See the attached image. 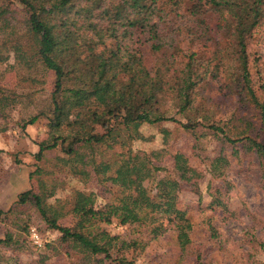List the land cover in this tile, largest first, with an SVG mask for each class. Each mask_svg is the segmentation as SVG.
Wrapping results in <instances>:
<instances>
[{
	"label": "trees",
	"instance_id": "16d2710c",
	"mask_svg": "<svg viewBox=\"0 0 264 264\" xmlns=\"http://www.w3.org/2000/svg\"><path fill=\"white\" fill-rule=\"evenodd\" d=\"M263 25L264 0H0V65L17 77L16 88L0 85V117L26 110L18 121L22 130L40 118L47 120L48 140L38 145L36 160L59 150L69 158L57 160L72 164L68 172L74 177H98L113 184L114 171L103 161L96 163V152L116 146L127 150L116 168L123 176L116 203L97 206L94 193L73 190L67 214L82 224V233L58 224L65 214L48 202L54 189L44 183L38 193L18 194L0 215L32 207L46 228L58 234L60 247L80 244L81 256L70 264H135L126 257L127 251L146 243L127 242L101 227L113 221L146 242L170 233L182 259L200 263V252L190 251L193 224L178 204V193L187 188L198 194L203 175L182 153H173L175 177L160 179L154 187L159 194H170L173 206L160 209L136 178L140 167H155L153 161H160L163 151L134 153L129 145L143 139L142 125L169 122L191 133L207 130L231 146L233 154L236 144H242L264 176V141L258 139L255 127L242 120L241 131H226L228 125L215 120V105L206 95L216 84L218 92L236 96L258 110L264 121V78H253L248 53L249 44L260 40ZM183 40L190 46L185 50ZM209 44L213 51L208 57L204 51ZM147 52L154 60L152 67L146 65ZM48 72L53 73L54 87L42 100L34 82ZM104 119L110 128L100 134L96 126ZM228 166V159L219 154L209 162V175L223 181ZM210 189V196L220 200L222 219H206V231L209 240L223 249L229 238L220 232V223L233 216L225 201L226 182L216 188L208 185ZM30 229L26 222L21 231L30 235ZM247 244V259L264 264V259L252 256V251L264 256V236L250 234ZM26 248L24 236L6 232L0 239V264H25L17 253ZM46 250L58 256L52 244Z\"/></svg>",
	"mask_w": 264,
	"mask_h": 264
},
{
	"label": "rangeland",
	"instance_id": "374dc122",
	"mask_svg": "<svg viewBox=\"0 0 264 264\" xmlns=\"http://www.w3.org/2000/svg\"><path fill=\"white\" fill-rule=\"evenodd\" d=\"M214 36L216 37L215 31ZM259 36V41H252L248 46L250 72L255 80L258 76L264 78V25ZM186 43V40L182 41V50L190 47ZM207 48L204 54L209 57L213 46L209 44ZM146 49L148 50L147 47ZM153 64L154 60L147 52L146 65L152 67ZM16 78L13 71H7L4 65H0L1 86L8 89L16 88ZM34 84L40 88V98L47 99L54 87L53 73L48 72L43 80L36 81ZM206 95L215 105V120L228 125L225 128L226 131L234 133L241 131L244 127L243 121H248L255 127L258 139L264 141V121L261 120L258 110L241 103L236 96L221 94L217 90V85L213 83L209 86ZM26 113V110L21 113L16 109L6 112V117H0V127L5 128L0 131V211L5 212L12 207L17 195L22 192L28 190L34 193L40 192L44 183L48 189L51 187L54 189L53 197L48 202L65 214L58 220V224L73 232L82 233V224L71 214H67L73 190L81 189L94 193L97 206L116 203L120 196L118 186L123 184L122 173L116 168L122 159V154H125L127 150L116 146L113 150L96 152V163L103 161L114 171L113 184L102 181V178L98 177L87 179L80 175L74 177L68 172L72 164L63 165L57 160L69 158L59 150L46 152L41 162L36 160L34 154L38 150V145L48 140L47 120L40 118L35 124L22 130L18 121ZM110 124L109 120L104 119L96 126V131L104 134L109 130ZM139 131L143 139L133 141L129 145L132 152L150 154L163 151L162 159L153 161L155 167H140L136 178L137 185L149 191L155 206L160 209L173 206L170 194H159L154 189L160 179L175 177L171 161L173 153H182L188 159L189 166L203 175L198 183V194L187 188L181 189L178 193V204L186 211L193 224L190 251L192 249L199 251L202 260L196 263L191 257L182 259L183 256L170 233L156 241L146 242L147 240L138 233H132L127 226H121L117 221L109 225L102 224L101 227L112 236H118L127 242L141 240L146 243L134 250L131 248L127 251L126 257L135 264H254L252 259L248 260L246 257L250 253L247 238L250 234L257 237L264 236V176L252 153L242 149V144H236L237 153L233 154L231 146L222 144L211 132L200 129L191 133L169 122L151 126L142 125ZM249 135L252 136L254 133ZM219 154L229 161L223 181L213 180L208 172L210 160ZM37 167L44 173L36 172ZM223 182H226L227 187L225 201L233 216L226 222L223 220L220 223V232L229 238L222 249L209 240L205 224L208 218L217 221L221 218L217 206L220 200L210 196L211 189L208 190V185L216 188ZM26 222L28 227L36 230L39 245L32 242L28 233L21 231ZM8 231L17 237L26 238L27 248L17 253L19 259L25 264H37L41 259L45 260V264H70L79 260L81 256L79 243L69 242L67 248L60 247L56 242L58 234L48 230L37 212L30 206L19 207L11 213L0 215V239ZM48 244L58 249V256H52L51 252L46 250ZM2 253L10 255L9 252L2 251ZM254 254L255 258L264 259L263 255L252 251L253 257Z\"/></svg>",
	"mask_w": 264,
	"mask_h": 264
},
{
	"label": "built area",
	"instance_id": "2783aa9c",
	"mask_svg": "<svg viewBox=\"0 0 264 264\" xmlns=\"http://www.w3.org/2000/svg\"><path fill=\"white\" fill-rule=\"evenodd\" d=\"M30 237H31V240L34 244L39 245V236H38V234L34 228L30 229Z\"/></svg>",
	"mask_w": 264,
	"mask_h": 264
}]
</instances>
